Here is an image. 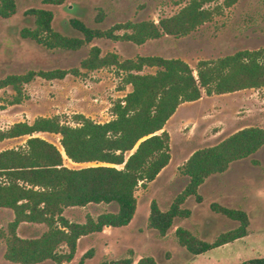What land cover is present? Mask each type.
Masks as SVG:
<instances>
[{
	"label": "rangeland",
	"instance_id": "1",
	"mask_svg": "<svg viewBox=\"0 0 264 264\" xmlns=\"http://www.w3.org/2000/svg\"><path fill=\"white\" fill-rule=\"evenodd\" d=\"M187 1L14 0L15 11L7 17L0 16V77L28 69L55 67H77L79 73L49 79L36 75L22 84L18 102H12L15 91L10 85L0 87V126L53 114H57L62 122L73 125L77 123L73 117L77 112L99 122L110 119L113 100L128 91L130 85L122 79L124 72L114 65L94 69L80 67V59L93 44L99 47L100 54L113 51L119 59L134 58L139 54L179 57L188 63L194 75L199 59L215 58L238 49L264 47V0H235L230 5H224L222 0H202V6L212 11L210 19L185 34L163 33L141 43L92 37L76 49L47 48L19 34L21 27L33 26V15L27 12L31 7L49 9L54 30L81 36L71 24L72 18L100 29L117 21L151 19L156 22L159 17L176 12ZM98 15L101 17L96 19ZM156 68L143 66L140 72H153ZM247 125L264 127V85L210 94L201 89L198 98L178 103L162 127L168 133L169 159L152 179L137 184L135 209L128 223L118 227L104 226L99 230L101 233H88L86 238L79 240L76 257L65 264H108L112 259L125 256L132 264L144 255H151L157 264H242L254 256L264 257V143L246 157L230 161L223 171L207 175L197 187L200 200L193 195L187 196L180 206L187 207L189 214L174 216L164 234H158L147 223L151 199L160 209H165L182 189L187 176L181 173L180 167L194 149L214 144ZM34 134L53 142L61 150L63 163L67 166L96 163L68 159L59 144L58 133L38 131ZM26 136L4 138L0 140V148L19 145ZM211 202L243 209L248 217L246 233L192 254L177 243L173 234L176 225L189 229L200 239L211 241L220 232L238 224L237 220L211 209ZM115 208L114 203L88 202L65 206L62 214L69 220L83 221L87 214L95 217L99 212ZM12 217L13 212L9 216L7 210L0 209V227L6 230ZM45 228L43 222L21 221L16 226V233L30 237ZM4 248V238L0 237V264H22L4 258ZM57 249L66 250V246L60 244ZM38 262L36 264H53L50 258Z\"/></svg>",
	"mask_w": 264,
	"mask_h": 264
},
{
	"label": "trees",
	"instance_id": "2",
	"mask_svg": "<svg viewBox=\"0 0 264 264\" xmlns=\"http://www.w3.org/2000/svg\"><path fill=\"white\" fill-rule=\"evenodd\" d=\"M234 1L222 0L224 5ZM14 11V0H0V16L7 17ZM27 12L33 15V26L21 27L20 36L47 48L64 49L79 48L92 37L141 43L163 33L185 34L212 15L209 8L202 6V0H188L176 12L161 16L156 22L125 20L100 29L72 18L71 24L81 36H71L51 27L49 9L31 7ZM119 29L122 31L116 32ZM99 51L97 45H91L80 59V67L94 69L114 65L124 72L122 79L130 85L128 91L113 100L110 119L99 122L77 112L73 115L77 123L73 125L53 114L37 115L31 121L16 120L0 127V140L27 135L21 144L0 149V206L9 207L13 212L6 230L0 227V237L5 241L3 256L10 261L32 264L50 258L53 264H62L73 256L79 236L99 231L104 226L127 224L134 213L137 184L152 179L169 159L168 133L162 127L178 103L198 98L201 89L210 94L264 85V47L238 49L215 58L199 59L194 67L195 75L188 63L179 57L139 54L119 59L116 52L100 54ZM143 66L157 68L153 72H140ZM78 71L77 67H55L8 73L0 77V87L10 85L15 91L12 102H18L22 84L34 76L61 78L66 73L78 74ZM38 131L58 133L62 151L71 161L96 163L80 167L65 165L61 150L53 142L34 134ZM263 143L264 127L247 125L214 144L194 149L180 167L181 173L187 176L186 182L168 207L160 209L154 199L149 201L148 225L158 234H164L174 216L189 214L187 207L180 206L187 196L193 195L200 200L197 187L207 175L223 171L230 161L246 157ZM88 202L114 203L116 208L99 212L95 217L87 214L83 221L63 216L65 206ZM209 205L237 220L238 224L220 232L211 241L200 239L189 229L176 225L173 234L177 243L192 254L246 233L248 217L243 209L217 202ZM21 221L43 222L46 228L35 236H20L16 226ZM60 244H64L66 250H58ZM130 262L125 256L112 259L108 264ZM132 264L157 263L151 255H144ZM242 264H264V257L254 256Z\"/></svg>",
	"mask_w": 264,
	"mask_h": 264
},
{
	"label": "crops",
	"instance_id": "3",
	"mask_svg": "<svg viewBox=\"0 0 264 264\" xmlns=\"http://www.w3.org/2000/svg\"><path fill=\"white\" fill-rule=\"evenodd\" d=\"M1 127V126H0ZM9 138V137H8ZM4 139V138H3ZM2 140V139H1ZM3 148H5V147H3ZM0 149H2V148H0ZM0 209H5V210H7L8 211V213H9V216H10V213H11V215H12V211H11V208H9V207H5V206H0ZM19 224V223H18ZM98 233H101V231H98ZM87 235H89V234H85V235H81V236H79L78 238H77V242H76V247H75V251H74V255L72 256V258L70 259V260H68V261H64L63 262V264H65V262H68V263H70V262H72L73 261V259L76 257V255H77V250L79 249L78 248V242H79V240H81L82 238H86L87 237ZM80 251V250H79ZM36 263H39V262H35V264ZM34 264V263H33Z\"/></svg>",
	"mask_w": 264,
	"mask_h": 264
}]
</instances>
